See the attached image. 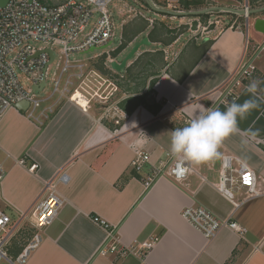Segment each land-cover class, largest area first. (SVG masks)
Instances as JSON below:
<instances>
[{
	"label": "crops",
	"instance_id": "obj_1",
	"mask_svg": "<svg viewBox=\"0 0 264 264\" xmlns=\"http://www.w3.org/2000/svg\"><path fill=\"white\" fill-rule=\"evenodd\" d=\"M211 1L166 0L165 11L170 14L153 5L152 0L147 4L156 7L155 17L179 18L182 22L189 17L199 20L200 16H183L190 12L213 8L242 11L247 1L253 10L264 7V0H229L237 6L219 7L212 6ZM190 2L198 4L186 9ZM125 9L124 5L111 12L113 18H122L124 34L131 39L128 46L133 48L144 38L157 46L147 50L141 47L121 71L134 69L141 56L151 54L150 61L140 67L156 66L152 72L149 68L148 77L143 79L146 86L139 81L137 92L128 91L119 82L130 80L124 76L121 81V72L114 70L107 78L120 91L106 105L93 103L84 112L80 106L62 100L49 118L40 117L47 106L58 101L54 98V103L37 112L38 121L17 108L0 119V163L6 172L1 187L5 199L2 207L16 224L21 214H27L10 254L18 255L36 232L31 214L43 199L45 185L66 173L67 183L57 185L64 207L53 224L41 231L43 242L28 264H264V53L255 55L264 43V35L254 29V39H249L245 28H217L201 37L194 36L178 49L183 34L164 43L154 28L158 20L131 7L128 12L134 14L125 19ZM256 18H264V13L252 16L249 24L253 27ZM251 59L257 71L243 82L232 102L255 99L258 107L239 121L237 132L223 141L219 158L200 166L190 163L187 179L174 181L168 175L170 164L177 160L170 152L171 131L186 126L209 108L225 110L230 104L222 100L226 86L239 67ZM109 60L115 58H107L106 63ZM253 80L261 81L255 96L247 91ZM153 82L149 98L153 105L163 104L159 113L139 106L129 115L121 108L123 101L147 93ZM249 129L259 130V134L253 137ZM137 140L143 143L134 149ZM140 153L149 160L138 172L134 161ZM226 157L231 158L234 177L241 163L252 169L259 197L247 199L235 191L231 200L218 190ZM158 168H164L163 175L148 185ZM233 201L241 206L235 208ZM188 207H203L221 221L230 219L246 233L240 235L224 228L209 241L183 217ZM93 217L109 223L121 245L140 248L151 243L152 248L144 258L103 255L106 233L93 223Z\"/></svg>",
	"mask_w": 264,
	"mask_h": 264
},
{
	"label": "built area",
	"instance_id": "obj_2",
	"mask_svg": "<svg viewBox=\"0 0 264 264\" xmlns=\"http://www.w3.org/2000/svg\"><path fill=\"white\" fill-rule=\"evenodd\" d=\"M51 1V0H50ZM46 3L42 0H9L6 5H0V119L17 104L29 102L30 106L25 112L28 118L40 119L37 112L42 109L43 103L57 98V102L52 106H47L40 117L49 118L54 114L55 107L62 101L70 102L81 107L84 112H88L91 104H108L120 91L118 86L91 65L71 64L70 59L75 53H87L91 50H99L110 47L115 38V22L111 12V5L114 0H62L61 2ZM250 3L247 1L243 12L239 15L249 25L252 11ZM93 18L90 31L83 35L89 27ZM201 28V23H199ZM206 25V24H205ZM224 23L217 19L210 21L202 28L205 33L214 29L222 28ZM227 28L233 29L236 21L228 20ZM212 26L214 28L212 29ZM82 35V37H81ZM121 37V42H122ZM32 43H40L43 47H34ZM122 44V43H121ZM54 47L60 48L61 58L64 65L60 76L53 81V92L46 99H38L37 93L43 92L48 86L47 78L49 68L57 61ZM52 50L54 60L51 61L47 50ZM264 53V43L256 49L258 57ZM111 54L100 55L99 58ZM98 59V58H97ZM96 60V59H95ZM106 63V68L113 72L112 62ZM254 59L249 60L239 67L238 72L232 81L226 86L222 100L231 103L237 97L239 88L243 82L252 77L257 71ZM71 71H74L71 73ZM65 74L68 79L61 88V81ZM24 76L30 81V89L26 90L20 78ZM45 85L42 87V84ZM84 101V104L81 103ZM119 124V121H116ZM0 147V153H1ZM149 157L138 154L134 161L135 169L140 172ZM24 164V161L20 162ZM35 170V166L31 167ZM164 168L155 170L153 177L149 178L148 185L155 179L163 175ZM191 171L190 162L185 161L182 166L177 160L173 161L168 168V175L176 182L185 181ZM237 176L232 175L231 158L226 157L223 170L220 173L218 190L227 198L233 200L234 192H242L247 199L259 197L256 192L255 174L248 165L241 163L236 171ZM6 177L5 169L0 163V264H28L32 254L43 242L41 231L51 226L57 219L60 211L64 207L65 201L57 192L59 183H67L68 176L62 174L57 180L45 185L43 199L32 212V225L36 232L30 241L22 248L21 252L12 256L10 246L21 231V224L27 214H21L19 221L14 223L9 214L2 207L5 199L1 192V187ZM235 208H239L241 203L233 201ZM183 217L195 229L211 241L224 228H230L240 235L246 233V229L237 223L229 220L221 221L213 213L203 207H188L182 213ZM92 221L101 227L106 233V242L102 249L103 255L118 254L120 257L136 255L145 257L153 244L145 243L140 248L125 247L121 245L115 229L100 217H93Z\"/></svg>",
	"mask_w": 264,
	"mask_h": 264
},
{
	"label": "rangeland",
	"instance_id": "obj_3",
	"mask_svg": "<svg viewBox=\"0 0 264 264\" xmlns=\"http://www.w3.org/2000/svg\"><path fill=\"white\" fill-rule=\"evenodd\" d=\"M54 2H58V0H51ZM62 1V0H59ZM144 6H141L143 8L140 7V3L137 0H114L113 4L111 5V10L115 11V8H121L124 5L126 6L125 11H127V13L124 15L125 19L126 18H131L132 14H134L133 12L129 13V9L130 7L133 9H137V11L140 12H145V14H147V16L150 19H156L158 21L154 22V28H156L158 30V32H160L159 37H161L162 41L164 43L166 42H171V40H174L177 38V36H179L180 34H183V37L180 41V43L177 45V48L179 49L182 45H186L188 43V41H190L194 36H198L201 37L202 35H204V31L202 30V28L204 26H206L208 24V22L210 21V19L212 21L217 20V17H219L220 15L213 13L209 16H207V18H200L199 20L197 18H186L183 22L181 19L177 18L175 19H169L168 17H164V16H159V17H155L156 15L154 8L159 7V9H164V11L167 8V2L166 0H152V4L155 5L153 6L154 8H152L150 5L147 4V2L145 0H141ZM212 6H216L219 7L218 5H226L229 4L231 6H237V3H234L233 1H229V0H212L211 2ZM251 5V3H250ZM244 8V4H242V8H240V10H243ZM254 8V7H253ZM148 9L150 11H148ZM173 11V10H170ZM169 12V11H167ZM173 13V12H172ZM221 18L220 21H222L224 23L222 28H219V30H225L227 28L226 22L228 20H231L233 22L236 21V25H235V29L236 27H241V28H245V32L246 35L248 36L249 39H254L255 36V32H254V27L249 24L248 26L245 25V21L242 17H239V15L236 16H232V15H224L220 16ZM160 20V21H159ZM96 21V18H93L89 27H87L86 31L83 33L86 34L90 31V29L92 28L93 23ZM201 21V28L199 27V23ZM114 22H115V38L113 39V43L110 45V47L105 48V49H99V50H95V51H89L87 53H75L72 58L70 59L71 64H85L88 65L90 64L92 61L94 64H97L98 59L100 55H105L107 53L111 54L110 58H112L114 56V53H116L119 49V47L121 46V37L122 35L125 36L126 34H124V26L122 24V18H118L117 16H114ZM206 24V25H205ZM180 26V27H178ZM178 27V28H176ZM200 28V29H199ZM214 28V26H212V29ZM197 32V33H194ZM82 37V35H81ZM142 40L138 41V44L141 43ZM32 45L34 47H43L42 44L40 43H32ZM147 49H157L156 45H145L141 48V50H147ZM132 50V48L130 46L126 47V49H124L117 57H115V60L118 63H121L125 57L130 53V51ZM54 51L55 54L57 56V61L50 66L49 68V73H48V78H47V82H48V86L45 89V91L43 92H38L37 93V98L38 99H46L48 97H50V95L53 92V81L54 79L58 78L60 76V72L61 69L64 65V60L61 58V54H60V48L59 47H54ZM152 58L151 54H145L143 56H141V58L138 60V65L135 66V68L133 69V76L135 77H143V78H147L148 77V71H149V66H144L140 69V67L146 63L147 61H150V59ZM97 59V60H95ZM92 63V65H93ZM156 66H152L150 68V72L153 71V69H155ZM148 68V69H147ZM74 71H71V73ZM68 74H65L62 78L61 81V88L64 86V83L66 82V80L68 79ZM124 76L127 77V73L126 72H121L119 74V79L124 78ZM22 84L24 85V87L26 88V90H29L30 88V81H28L24 76H21L20 78ZM122 81L119 82L120 85H123L124 87H129L131 92L135 91L136 89L140 88L141 86H137L139 80H135L134 82L131 83H127ZM142 83V82H141ZM128 90V91H130ZM54 103V98L43 103L42 106H47L48 104H52ZM43 108V107H42Z\"/></svg>",
	"mask_w": 264,
	"mask_h": 264
},
{
	"label": "clouds",
	"instance_id": "obj_4",
	"mask_svg": "<svg viewBox=\"0 0 264 264\" xmlns=\"http://www.w3.org/2000/svg\"><path fill=\"white\" fill-rule=\"evenodd\" d=\"M260 84V80H253L248 85L247 91L255 96ZM257 107L255 99H248L243 103L232 102L225 110H220L218 107L209 108L186 126L171 131V154L180 166L185 161L200 166L219 158L221 156L219 149L223 141L237 132L239 121L246 119L247 115ZM248 131L253 137L259 134V130ZM142 143V140H137L132 147L138 148Z\"/></svg>",
	"mask_w": 264,
	"mask_h": 264
},
{
	"label": "trees",
	"instance_id": "obj_5",
	"mask_svg": "<svg viewBox=\"0 0 264 264\" xmlns=\"http://www.w3.org/2000/svg\"><path fill=\"white\" fill-rule=\"evenodd\" d=\"M42 2H46V3H50V4L53 3L50 0H42ZM194 4H198V2L186 3L187 7H185V8L186 9H190V7L193 6ZM216 14H218V15L226 14V15L236 16L233 13H222V12H218ZM209 15H211V14H206V15H202V16L200 15V17L207 18V16H209ZM125 39L126 40L121 44V46L119 47L118 51L116 53H114L113 58L117 57L128 46V42L131 39L128 38L127 36H125ZM107 58H108L107 56H103L101 58H98V61H97L98 63L97 64H94L93 61L90 64L93 63V65H92L93 68H95L98 71H100L103 75H109L110 71L105 66L106 61H107ZM132 71H133L132 67H129V68L126 69L127 77L130 80L129 83L134 82L135 80H139V81H143L141 83V86H146V82L143 80L144 78L143 77H140V76L133 77ZM154 84H155V82H153L151 84L150 88L147 90V93L142 94L140 97L136 98V100L131 97V98L123 101L121 103V108H123L124 110H126L129 115L132 114L139 106H143L146 109L150 110L151 112H155V114L159 113V111L163 107V104H159V103L157 104V103H155L153 105L154 101L152 102V98H149V95L152 93V87L154 86ZM137 86H139V85L137 84ZM128 90H130L129 87H128ZM137 91H138V89H136L135 91H133V93L134 92H137ZM150 103H152V105Z\"/></svg>",
	"mask_w": 264,
	"mask_h": 264
},
{
	"label": "water",
	"instance_id": "obj_6",
	"mask_svg": "<svg viewBox=\"0 0 264 264\" xmlns=\"http://www.w3.org/2000/svg\"><path fill=\"white\" fill-rule=\"evenodd\" d=\"M145 1L149 3V0H145ZM8 2H9V0H0V5L4 6ZM218 12L240 14L243 11L230 9V8L229 9L228 8H213V9H208V10H204V11H200V12L185 13V14H183V16H185V17L200 16V15H206V14H212V13H218ZM263 12H264V7L262 9H257V10L250 11V15L251 16H255V15H259V14H261ZM166 13H169V12H166ZM253 25H254L255 31H257L258 33H261V34L264 35V18H256L254 23H253ZM145 45H148V46L151 45V43L149 42L148 38H144L141 41V43L135 45L132 48L131 52L125 57V59L121 63L113 61L112 64H111L112 69L115 70L116 72L123 71L127 67L128 62H130L135 57V55L139 52L140 48L145 46ZM91 51H93V50H91ZM47 53L50 55L51 61H53L54 60V56H53L52 50H50V49L47 50ZM44 85H45V83L42 84V87ZM29 106H30L29 102H22V103L17 104L16 108L21 110V111H25L26 112L28 110Z\"/></svg>",
	"mask_w": 264,
	"mask_h": 264
},
{
	"label": "bare ground",
	"instance_id": "obj_7",
	"mask_svg": "<svg viewBox=\"0 0 264 264\" xmlns=\"http://www.w3.org/2000/svg\"><path fill=\"white\" fill-rule=\"evenodd\" d=\"M82 104H84V101H81ZM93 106V105H92ZM91 108V107H90ZM93 108V107H92Z\"/></svg>",
	"mask_w": 264,
	"mask_h": 264
}]
</instances>
